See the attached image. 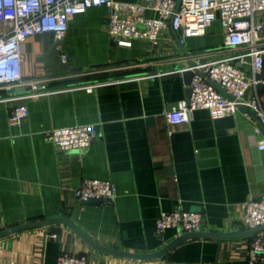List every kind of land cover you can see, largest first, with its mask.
Here are the masks:
<instances>
[{"label": "crops", "instance_id": "obj_1", "mask_svg": "<svg viewBox=\"0 0 264 264\" xmlns=\"http://www.w3.org/2000/svg\"><path fill=\"white\" fill-rule=\"evenodd\" d=\"M256 18L264 20V10ZM108 23V7L94 6L71 17L64 38L45 32L21 44L23 75L47 78L49 92L0 100V232L64 216L99 245L154 253L181 235L179 228L158 233L164 211L199 212L204 231L245 227L244 204L264 196L259 121L252 114L248 119L243 108L218 117L196 109L178 125L166 116L188 99L179 71L187 52L209 51L214 58L234 53L221 20L205 34L187 37L185 46L171 27L157 41L119 44ZM259 41L264 45V31ZM237 63L254 76L251 63ZM15 93L0 90V97ZM254 96L264 113V77L245 98ZM20 103L29 114L13 124L10 110ZM80 123L97 125L84 149L62 150L44 137L45 129ZM85 178L110 180L115 199L79 200L76 189ZM55 226L62 228L59 235L51 232ZM251 237H192L160 257L142 259L101 252L67 224L56 223L0 236V263L58 264L60 255L72 254L85 257V264H249Z\"/></svg>", "mask_w": 264, "mask_h": 264}, {"label": "built area", "instance_id": "obj_2", "mask_svg": "<svg viewBox=\"0 0 264 264\" xmlns=\"http://www.w3.org/2000/svg\"><path fill=\"white\" fill-rule=\"evenodd\" d=\"M100 5L108 7L107 30L119 44H130L133 38L157 41L163 29L171 27L179 43L185 46L187 37L205 34L219 18L226 34V44L234 53L214 58L210 57L209 51L187 52L184 64L188 59L195 64H186L179 71H194L190 83L191 95L167 111V119L171 125H178L188 121L196 109H208L218 117L234 114L242 106H247L264 122L258 98H245L247 90L257 81L256 75L264 68V45L259 41L264 31V20L256 18L257 12L264 10V0H0V90L10 92L15 88H29L24 93L10 92L15 94L0 97V100L48 93L47 78L23 75L21 44L32 35L45 32L52 33L56 40H60L66 35L73 15ZM149 10H154L156 15H148ZM237 61L251 63L254 76H248L243 65ZM209 79L220 83L230 97L210 84ZM28 114L27 104L15 105L10 110V122L21 123ZM246 116L252 118L248 111ZM255 131L259 133L260 126H256ZM96 132V123L43 130L45 139L62 150L90 146ZM259 147L264 149V139ZM116 195V187L110 180L98 178H85L76 189L77 198L84 202L113 201ZM244 208L245 227L264 224V196L250 199ZM168 228H179L181 234L201 230L202 214L186 209L164 211L157 220V231L162 234ZM248 261L249 264H264V229L251 237ZM85 262V257L72 254H63L58 258V264Z\"/></svg>", "mask_w": 264, "mask_h": 264}, {"label": "water", "instance_id": "obj_3", "mask_svg": "<svg viewBox=\"0 0 264 264\" xmlns=\"http://www.w3.org/2000/svg\"><path fill=\"white\" fill-rule=\"evenodd\" d=\"M180 5V3H178V6ZM201 62H204V60H202ZM187 65H194L195 62L191 59L187 60ZM186 64L183 65V67L186 66ZM195 71H198L197 69ZM194 71L193 70H185L183 72L184 78H185V82L188 84V90H187V95H188V99L190 98L191 95V88H190V83L193 77ZM257 79H261L262 74H257L256 75ZM209 83L212 84L213 86H215L219 91H221L223 94H225L226 96L230 97L226 90L224 89V87L213 80L209 79ZM260 86V85H259ZM24 89H26L25 87H20V88H15L10 90V92H16V91H23ZM243 109H245L246 111H248L250 114H252L261 124V126L264 129V122H262L258 116L247 106H242ZM98 202V201H95ZM56 223H65L67 224L69 227H71L75 232H77L81 237H83L87 242H89L95 249L104 252V253H108V254H114V255H121V256H127V257H133V258H142V259H149V258H155V257H160L162 255H164L165 252H167L169 249H171L173 246H175L176 244L180 243L183 240L192 238V237H218V238H229V237H239V236H243V235H249V236H253L257 231L259 230H263L264 229V224L256 226V227H243L240 229H235L233 231H229V232H223V231H204V230H198V231H191V232H185L181 235H179L176 239H174L171 243H169L168 245H166L164 248H162L160 251L158 252H154V253H133V252H128V251H122V250H117V249H112V248H108V247H104L102 245H99L98 243H96L95 241H93L90 237H88L85 233H83L81 231V229L69 218L64 217V216H57V217H51L48 219H44L42 221H36L33 223H28V224H22V225H18L15 227H11L8 228L4 231L0 232V236L2 235H6L9 233H13L25 228H31V227H37V226H47V225H52V224H56ZM52 233L55 234H60L62 232V228L61 227H52L51 229Z\"/></svg>", "mask_w": 264, "mask_h": 264}]
</instances>
